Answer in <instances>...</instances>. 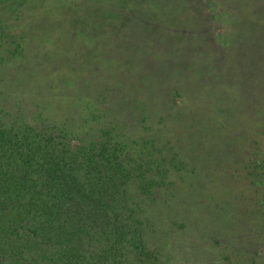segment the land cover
Segmentation results:
<instances>
[{
    "label": "rangeland",
    "instance_id": "obj_1",
    "mask_svg": "<svg viewBox=\"0 0 264 264\" xmlns=\"http://www.w3.org/2000/svg\"><path fill=\"white\" fill-rule=\"evenodd\" d=\"M190 1L0 0V44L20 43L22 53L2 60L10 63L0 71V107L17 112V119L6 120L8 128L1 131L10 130L18 143L12 136L37 126L32 136L49 146L55 140L53 157L70 160L64 183L36 189L70 188L66 182L75 173L86 182L94 178L95 185L83 189H128L118 220L100 217L99 231L85 238L90 243L99 236L105 264L116 256L123 264H264V187L226 190L224 172L216 166L226 160L212 163L206 154L210 148L223 157L225 137L233 140V129L249 124L242 121L249 107L240 91L252 95L254 109L264 110L263 93L256 91L264 85V61L258 75L251 70L257 64V58L250 62L252 49L243 66L237 64L242 54L221 59L219 38L226 36L237 1L198 0L200 15L190 21L186 41L175 34L171 26L178 12L165 11ZM254 2L264 8V0ZM58 81L63 87L38 86ZM182 91L196 111L192 105L176 111ZM260 112L257 120L264 123ZM223 115L222 121L212 120ZM224 121L226 133L220 135L215 130L224 129ZM169 137L186 150L166 154L161 146ZM119 228L123 241L110 250ZM88 246L97 249L92 242Z\"/></svg>",
    "mask_w": 264,
    "mask_h": 264
},
{
    "label": "trees",
    "instance_id": "obj_2",
    "mask_svg": "<svg viewBox=\"0 0 264 264\" xmlns=\"http://www.w3.org/2000/svg\"><path fill=\"white\" fill-rule=\"evenodd\" d=\"M236 1L238 3H234ZM226 2H233L235 6L228 14L226 36L219 38L224 47L221 59L227 62L231 58L234 60L238 54H242L243 58H238L237 64L243 66L245 64L244 57L249 49H252L249 54L250 62L254 64L255 58H257V64H254L251 70L259 75L260 65L264 61V8L260 5L256 6L254 0H226ZM198 3V0H192L179 4V7L175 6L171 14L165 11L167 16L178 12L175 14V23L171 27L176 30L175 34L183 36L184 40L185 32L193 26L190 21L200 15L201 6L198 9ZM217 3L222 5L221 0H217ZM154 18L157 17L154 16ZM12 36L18 38L16 35ZM232 45L236 46L235 52L229 54L228 51ZM20 47V43L15 44L14 47L9 44H0V71L10 63L2 65L3 59L9 57L12 60L22 54L17 51ZM233 65L237 67L235 64ZM237 68L239 69V67ZM240 69L242 70V68ZM1 84L3 83H0V86ZM40 84L42 85L38 86L42 87V91L46 89L44 87H48V90H54L55 86L63 87L59 81ZM1 87L3 88V86ZM256 91L258 94L263 93L264 96V85L256 87ZM46 92L48 94L51 91ZM0 94H3L1 89ZM238 95L242 99L244 98V103L249 107L242 116V121H248L249 124L240 129L234 128L233 140L227 134L229 137L225 138H227L229 146L228 150L223 153V157L218 158L211 154L210 148L206 153L207 159L212 163L217 162L216 159L218 161L226 160L223 164L216 166L219 172H224V180L228 183V187L226 184L225 188L232 193H235L236 189L257 187L256 184H259V187H264V181H261V176L264 175V123H259L257 120L261 114L260 110H264L254 109L255 101L251 94L250 97H246L247 95H242L240 91ZM177 97L182 98V103L178 104L176 111L191 108L193 102L188 100V95L184 91L178 92ZM108 109L113 113V108ZM172 109H175V106ZM193 109L196 111L197 107L194 106ZM0 111V264H105L100 258L99 236L93 235L90 240V243L95 244L97 248L94 250L89 248L90 243L85 238L86 235L88 236L87 232L99 231L100 217L118 220V215L124 209L122 202L126 199L128 189H83L88 185L90 187L95 185L94 178H88V176L86 182L83 179H78L76 173L71 174L75 172L72 170L70 171L71 176L68 177L70 181L66 182L70 188L36 189L40 186L60 184L65 179L64 175L69 171L70 160L62 159V157L58 160L53 157L52 146L55 145V140H52L53 142L49 146L41 144L44 139L39 138L40 135L32 136L36 134L34 132L39 131L37 126L18 136H12L14 141L17 139L18 143L12 142L10 130L2 132L1 129L8 128L5 126L6 120L16 122L17 112L8 113L4 108H1ZM139 114L141 113L138 112ZM224 117L226 115H223L222 118L214 116L212 120L219 122ZM35 119L41 126L42 120L38 116ZM223 123L225 124L223 125L224 129L216 127L215 130L220 135H222V131L226 133L227 124L225 121ZM172 131L173 129L168 127V134ZM153 135L151 136L157 138L156 134ZM151 141L153 143L155 140ZM173 142L169 137L167 144L161 146L166 154H178L183 149L186 150V145H175ZM100 145L102 146L103 143ZM143 147L146 149L145 152H149L150 142L145 141ZM37 152L41 154L38 158L35 157ZM167 159V157L163 159L162 164L165 166ZM23 171L32 174L30 177L22 178L20 174ZM249 174L253 178L249 177ZM256 176L260 177L259 181ZM36 179L42 182H38ZM21 183L30 185L26 184V189H20ZM121 231V228L116 230V239L108 245L110 250L117 248V240L123 241ZM84 243L87 245L85 246ZM101 251L103 252L102 248ZM116 258L118 260L111 259L112 263L110 264H123L122 259L117 256ZM124 259L127 261V256Z\"/></svg>",
    "mask_w": 264,
    "mask_h": 264
},
{
    "label": "crops",
    "instance_id": "obj_3",
    "mask_svg": "<svg viewBox=\"0 0 264 264\" xmlns=\"http://www.w3.org/2000/svg\"><path fill=\"white\" fill-rule=\"evenodd\" d=\"M110 90H113V88H111ZM186 95H188V94H186ZM177 96V95H176ZM179 98V97H178Z\"/></svg>",
    "mask_w": 264,
    "mask_h": 264
}]
</instances>
